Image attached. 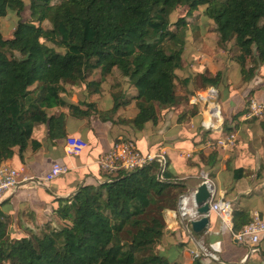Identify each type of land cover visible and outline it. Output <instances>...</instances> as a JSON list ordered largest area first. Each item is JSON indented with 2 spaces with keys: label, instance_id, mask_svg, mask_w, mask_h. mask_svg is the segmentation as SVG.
Instances as JSON below:
<instances>
[{
  "label": "trees",
  "instance_id": "16d2710c",
  "mask_svg": "<svg viewBox=\"0 0 264 264\" xmlns=\"http://www.w3.org/2000/svg\"><path fill=\"white\" fill-rule=\"evenodd\" d=\"M199 5L215 24L218 42H232L238 49L243 79H251L264 63V0H29V18L17 21L11 37L4 38L0 30V161L15 150L22 157L28 146L38 149L41 143L32 137L37 124L46 125L49 141L64 138L65 113L51 111L55 107L134 129L155 123L160 105L180 103L175 79L183 67V40L177 31L184 20L175 22L173 30L169 16L178 6L192 15ZM24 6L23 0H0V18L8 8L20 14ZM166 40L177 48L165 46ZM113 68L136 88L135 94L124 98L112 93V106L104 110L95 101L71 103L62 96L67 82L99 92ZM94 70L100 79L88 80ZM220 76V71L200 73L199 87L216 86ZM130 98L136 102L134 116L116 117ZM157 167L152 161L106 174L100 183H83L59 198L63 200L52 209L54 225L46 221L29 235H11L0 211V264H183L152 250L165 229L164 209L175 208L186 187L181 181L156 179ZM165 177L171 179L168 170ZM159 201L168 203L160 206ZM250 220L248 208H234L232 231ZM191 264L203 263L194 257Z\"/></svg>",
  "mask_w": 264,
  "mask_h": 264
},
{
  "label": "crops",
  "instance_id": "0c3cea01",
  "mask_svg": "<svg viewBox=\"0 0 264 264\" xmlns=\"http://www.w3.org/2000/svg\"><path fill=\"white\" fill-rule=\"evenodd\" d=\"M183 79L185 84H192L190 76L185 75ZM236 92L247 114L251 102L264 103V74H255ZM219 94L220 91L214 86L199 87L194 94L189 93L183 103L170 107L160 105L155 123L146 122L142 129L129 127V132L124 128V123L103 121L96 115L80 118L65 108H52L53 112L61 110L65 113L66 136H80L87 142V146L80 154L69 155L64 148L66 136L49 141L46 125L37 124L33 128L32 137L41 143L40 147L33 150L28 146L22 157L15 150L11 158L0 161L17 168L26 177L45 176L54 162L71 165L67 172L42 183L22 182L0 200V211L9 221L11 235L23 236L37 232L46 221L54 225L56 217L52 209L57 206L59 198L68 197L83 183L96 184L105 180L106 175L99 169L97 159L126 132L141 151L162 149L166 152L167 170L171 179L186 185L181 194L189 195L193 192L202 174H207L214 182L216 200L229 201L232 210L248 208L251 217L255 212L258 213L254 210L253 189L257 186L264 188L261 150L254 147L253 153L247 154L239 144V148L218 147L214 151L207 145L209 140L223 136L225 130H229L223 123H228V119L234 118L243 109L241 107L229 115L230 110L236 106L234 97L229 105L223 106ZM132 100L130 98L121 105L117 114L122 115ZM212 151L213 154H210ZM247 173L252 174L249 181H246ZM247 193H252V196ZM189 205L194 212L193 200H189ZM258 214L264 217V212ZM197 217L195 212L182 216L178 203L175 208L164 209L165 229L160 239L168 240L169 236L176 238V260L191 264L195 253L203 248L205 255L199 256L203 264H264V236L257 244L258 250L249 252L250 243L232 235V222L230 225L222 223L214 212L209 214L207 229L199 233L187 231L188 220Z\"/></svg>",
  "mask_w": 264,
  "mask_h": 264
},
{
  "label": "rangeland",
  "instance_id": "374dc122",
  "mask_svg": "<svg viewBox=\"0 0 264 264\" xmlns=\"http://www.w3.org/2000/svg\"><path fill=\"white\" fill-rule=\"evenodd\" d=\"M23 2L25 6L20 14H17L15 10L8 8L7 13L0 18V30L4 38L11 37L14 27L19 19L26 20L29 18V0H23ZM204 7V5H199L192 15H186L187 8L185 6H178L169 16V20L173 24L170 28L173 30H176L175 22L180 18H183L184 20V25L180 26V29L177 31L180 34L179 36H182L183 40V67L176 70V91L180 97V102L183 103L189 97V93L194 94V91L201 86L199 78L200 73L213 75L217 71H220V79L214 87L220 91L219 101L223 106L227 104L229 105V102L233 100L232 97H234L236 106L230 110L229 115H231L237 109L242 107V100L239 99L236 91L245 83V80L243 79V70L236 60L238 49L232 44V42L224 45H221L218 42L217 34L214 31L215 24L204 14ZM48 24L49 23L44 22V25ZM164 45L168 48H177V45L174 44L173 40L164 41ZM250 65L251 61L248 59L246 66L249 67ZM255 74H264V63L258 65ZM185 75L191 77V85L183 82ZM99 79V70L92 71L88 76V80ZM91 89V86L87 87L85 84L77 85L67 82L64 84V92L62 93V96L71 103H81V101L85 100L89 102L95 101L97 107L104 110L112 106V93L115 92L114 94H119L124 98L136 93V88L130 84L127 78L122 76L116 68H113V70L105 76L104 80L100 82L99 92L92 93ZM63 108H65V110L67 109L66 107ZM135 109V100H132V102L124 108V113L122 115L117 114L119 111L117 110L115 116H120V118L133 117ZM227 121L228 123H226V125H230V128L229 130H225L224 128L226 133H224L221 138L226 137L231 133L234 134V138L231 142H228L227 145L221 146V149L224 147L239 148L238 145L240 144V146H242L240 147L242 148V151L250 154L253 153L254 147H257L262 152L261 161L263 162L262 169L264 173V126H262L264 118L247 115L245 111L235 119L231 118ZM123 125H126L124 128L129 132V127L131 126L125 123ZM127 132L124 133L122 137L132 139ZM253 161L255 162V158H253ZM263 173H261V175H264ZM251 176L252 174L247 173L246 181H249ZM254 178L255 176L253 173V179ZM247 194L252 196V193ZM59 200L62 201L63 199ZM167 203L168 201H159L157 204L164 206ZM253 205L255 207L254 210L258 211V213L264 212L263 187L257 186L253 189ZM152 207L155 208V205ZM160 240L161 241L158 240L152 245V250L156 253L165 255L170 259H175L178 252V249L175 247L176 238L169 236L168 240L163 238Z\"/></svg>",
  "mask_w": 264,
  "mask_h": 264
},
{
  "label": "built area",
  "instance_id": "2783aa9c",
  "mask_svg": "<svg viewBox=\"0 0 264 264\" xmlns=\"http://www.w3.org/2000/svg\"><path fill=\"white\" fill-rule=\"evenodd\" d=\"M247 115L258 116L264 118V103L251 102ZM234 138L231 133L226 137H220L215 140H209L207 145L211 149L227 145ZM87 146V142L77 135H68L64 139V148L69 155H78ZM155 161L158 165L156 171V179L173 180L165 177L167 170V155L162 149L153 152L141 151L134 140L119 137L113 142L111 147L103 152L97 159L99 169L106 174H115L120 170H135ZM71 166V165H70ZM70 166L63 162H54L51 164L49 171L43 177H26L22 176V172L11 165L0 162V200L12 189L16 188L22 182L42 183L44 180H50L58 174L67 172ZM201 181H205L210 193L208 200L210 212L218 215L222 223L231 224L232 207L229 201L224 199H215L216 190L213 180L207 175L202 174ZM106 180V177H105ZM200 181V182H201ZM195 188L193 189V191ZM192 193V194H191ZM189 195L181 194L178 201L179 213L182 216L193 214V208L189 205V200H193V192ZM236 239H242L250 243L249 252L258 250V242L264 236V217L258 213H254L251 220L246 223L239 231L232 234ZM205 255L204 249L200 248L195 253V257ZM212 255V254H211Z\"/></svg>",
  "mask_w": 264,
  "mask_h": 264
},
{
  "label": "water",
  "instance_id": "95a60500",
  "mask_svg": "<svg viewBox=\"0 0 264 264\" xmlns=\"http://www.w3.org/2000/svg\"><path fill=\"white\" fill-rule=\"evenodd\" d=\"M189 189L191 191V188ZM179 197L177 199V203L179 201ZM209 198H210V193L206 182L205 181L199 182L195 186V190L193 191L194 212L196 215H198V217L191 218L188 220L189 230L186 227L187 231L191 233L192 232L199 233L207 229L209 225V214H210L209 204H208Z\"/></svg>",
  "mask_w": 264,
  "mask_h": 264
}]
</instances>
